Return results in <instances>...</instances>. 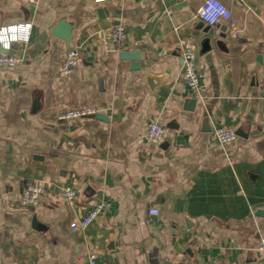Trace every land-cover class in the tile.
<instances>
[{"label":"crops","instance_id":"crops-1","mask_svg":"<svg viewBox=\"0 0 264 264\" xmlns=\"http://www.w3.org/2000/svg\"><path fill=\"white\" fill-rule=\"evenodd\" d=\"M205 1L0 0V28L32 24L28 43L0 47L21 59L0 70V264H88L91 252L100 264H264V0H221L238 39L197 17ZM62 20L69 43L53 35ZM117 24L127 44L107 49L101 32ZM69 48L81 60L65 75ZM185 48L198 54L199 92L183 79ZM83 105L100 117L59 124ZM152 120L161 144L147 142ZM223 126L245 136L222 145ZM31 183L46 194L20 208ZM101 201L108 213L73 232Z\"/></svg>","mask_w":264,"mask_h":264},{"label":"built area","instance_id":"built-area-1","mask_svg":"<svg viewBox=\"0 0 264 264\" xmlns=\"http://www.w3.org/2000/svg\"><path fill=\"white\" fill-rule=\"evenodd\" d=\"M39 0H28L31 4H37ZM96 3H103L106 0H95ZM197 17L207 26L216 27L222 23L226 24V31L233 39H238L243 31L239 28L233 17L232 10L221 0H206L198 10ZM32 24H18L4 26L0 28V47L10 51L14 43H28ZM101 39L107 49L121 50L128 41L126 28L122 24L114 25L101 32ZM81 55L78 49L69 48L66 52L62 66V73L70 75L79 66ZM198 54L193 48H185L182 54L183 79L190 92H199L203 74L198 65ZM21 59L15 55H0V70L14 68L20 64ZM100 114V110L93 105H83L64 110L58 114V122L67 129H71L76 122L95 118ZM166 136V128L158 120H152L147 126V142L161 144ZM216 140L222 144H230L238 139L237 131L230 127H220L214 132ZM46 194V187L42 183H31L26 186L21 196L17 199L20 208H34L41 204ZM61 196L65 201L74 206L77 202V192L73 188H65L61 191ZM111 209L109 202H96L89 212L82 218L70 224L73 232H80L87 229L94 221L104 216ZM150 215L157 216L160 211L158 208H151ZM258 252L264 255V236L260 238ZM88 264H100L96 252L89 253Z\"/></svg>","mask_w":264,"mask_h":264},{"label":"water","instance_id":"water-1","mask_svg":"<svg viewBox=\"0 0 264 264\" xmlns=\"http://www.w3.org/2000/svg\"><path fill=\"white\" fill-rule=\"evenodd\" d=\"M102 12L100 11V14ZM72 25L69 24L68 22H66L65 20H62L59 25L57 26V28L54 30L53 35L62 39L63 41L69 43L71 40V33H72ZM126 58L132 57V56H128V55H124ZM134 60L138 61L139 60V56H134L133 57ZM100 115H97L96 118H99ZM238 136L243 137L245 136L244 132L242 130H238L237 131Z\"/></svg>","mask_w":264,"mask_h":264}]
</instances>
